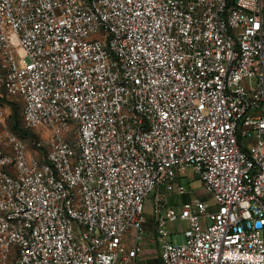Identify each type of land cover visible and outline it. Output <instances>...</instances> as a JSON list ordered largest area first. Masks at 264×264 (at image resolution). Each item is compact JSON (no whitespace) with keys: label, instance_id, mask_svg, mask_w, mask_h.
Listing matches in <instances>:
<instances>
[{"label":"built area","instance_id":"built-area-1","mask_svg":"<svg viewBox=\"0 0 264 264\" xmlns=\"http://www.w3.org/2000/svg\"><path fill=\"white\" fill-rule=\"evenodd\" d=\"M0 91V264H264V0H0Z\"/></svg>","mask_w":264,"mask_h":264},{"label":"rangeland","instance_id":"rangeland-1","mask_svg":"<svg viewBox=\"0 0 264 264\" xmlns=\"http://www.w3.org/2000/svg\"><path fill=\"white\" fill-rule=\"evenodd\" d=\"M16 105L18 107V122H19V126L25 130V123L23 121L22 118V109H23V104L22 101L19 97H17L16 95H12V94H7L4 91H0V111L2 112V117L0 118V135H5L7 132H13L12 130V124H13V111H12V106ZM36 133V132H35ZM4 138H1L0 140H3ZM27 145L30 148V150H32L33 148V142L30 139H27ZM187 177H185L183 179L184 183H187L192 191L190 194L185 195V196H181L179 198L180 201H186L188 199H190L191 197H195V196H200L203 199L207 200L208 202H211V199H209V196H207L205 194V192L202 190V188L200 187V182L199 179L193 174V172L191 170L187 171ZM143 217H144V224H143V235L144 238L142 241H140L138 243L139 246H141L142 248L145 249V251L147 252V255H149V253L154 252V248H153V236H152V231L150 230V226H149V221L151 220V211L149 208V204H146L144 207V211H143ZM183 227V225H182ZM175 228L177 230V233L172 232L171 233V242L172 243H183L184 242V238H183V234L181 231V225H175ZM173 231V229H172ZM124 244L127 246H131L132 241H131V231H129L126 234V237L124 239ZM152 256H148L147 258H150ZM147 263L151 264V259L147 260Z\"/></svg>","mask_w":264,"mask_h":264},{"label":"trees","instance_id":"trees-1","mask_svg":"<svg viewBox=\"0 0 264 264\" xmlns=\"http://www.w3.org/2000/svg\"><path fill=\"white\" fill-rule=\"evenodd\" d=\"M12 111H13L12 130H13L14 134H16L18 137L23 139L26 143H27V141H26L27 139H30L34 143L38 139V136L35 133V131H32V130L27 129V128L25 130H23L19 126V122H18V107L16 105L12 106Z\"/></svg>","mask_w":264,"mask_h":264},{"label":"crops","instance_id":"crops-1","mask_svg":"<svg viewBox=\"0 0 264 264\" xmlns=\"http://www.w3.org/2000/svg\"><path fill=\"white\" fill-rule=\"evenodd\" d=\"M151 264H158V260H156V259H152V260H151Z\"/></svg>","mask_w":264,"mask_h":264}]
</instances>
